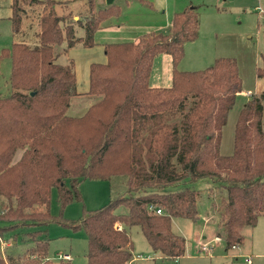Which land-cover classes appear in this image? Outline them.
<instances>
[{
	"label": "trees",
	"instance_id": "trees-1",
	"mask_svg": "<svg viewBox=\"0 0 264 264\" xmlns=\"http://www.w3.org/2000/svg\"><path fill=\"white\" fill-rule=\"evenodd\" d=\"M24 1L12 3L14 32L27 14ZM134 1L154 7L151 0H125L74 22L56 12V0H31L43 5L40 44L14 41L3 49L12 62V92L0 96V264H71L49 259L53 222L86 232L87 264L129 263L133 227L163 257L184 256L186 238L173 231L172 220L200 218V180L210 184L227 249L241 243L242 229L264 215V89L243 105L233 151L222 153L223 130L243 79L232 57H218L204 69L178 68L185 44L198 37L197 6L174 13L166 30L105 43L107 60L89 66L86 113H68L73 97L82 93L73 60L57 62L55 45L65 42V51L95 46L96 32ZM162 53L172 57V84L151 86L154 61ZM257 75L264 77V66ZM119 175L127 176L128 190L104 206L86 210L79 220L52 214L54 189L64 208L82 199L83 180ZM217 187L225 191L218 199ZM149 203L163 212L149 211ZM7 243H22L25 250L5 255L1 248Z\"/></svg>",
	"mask_w": 264,
	"mask_h": 264
},
{
	"label": "rangeland",
	"instance_id": "rangeland-1",
	"mask_svg": "<svg viewBox=\"0 0 264 264\" xmlns=\"http://www.w3.org/2000/svg\"><path fill=\"white\" fill-rule=\"evenodd\" d=\"M25 0L22 5L27 10L23 15V25L20 31L12 30L13 0H0V96H8L10 86L11 58L2 56L4 48H10L14 41L25 42L31 47L40 44V15L43 5L30 3ZM56 12L68 15L69 20H84L96 13L99 8L107 6V0H56ZM125 0H114L113 3L124 4ZM152 1V0H151ZM192 6H197L199 14V33L195 40L188 41L184 47V57L180 61V70L192 71L204 69L212 65L218 57L236 58L243 79L241 92L237 95L236 103L231 110L226 126L223 130L221 151L230 154L234 146V128L237 117L243 105L251 94H258L264 89V77L257 75V69L264 66V0H198ZM135 3V1H134ZM146 6V5H145ZM134 7L143 8L140 4ZM259 8V9H257ZM116 18V17H113ZM139 23H132L122 27L116 37L98 33L96 45L84 47L77 45L67 49L66 43L55 45L57 62L67 64L73 60L77 75V89L79 96L73 97L72 107L79 110L86 107L90 99L85 92L89 89V66L92 62L107 60L104 45L110 41H131L146 29ZM78 36L84 35V29L77 26ZM162 56L171 58L168 53H162L155 58L152 70L151 86H170L172 66L166 65ZM170 81L166 84V78ZM164 80V81H163ZM88 107V106H87ZM75 108V109H77ZM86 113V112H85ZM84 113V114H85ZM20 153V152H19ZM127 176L119 175L111 179H85L80 184L82 199L74 201L62 208L54 189L51 199V212L62 216L66 220H79L86 210H95L104 206L111 198H115L128 190ZM210 184L200 180L195 187L202 190L199 201L200 218L196 221L174 217L172 229L175 233L186 238V251L179 258L163 257L160 251L154 250L139 227L132 228L134 239L133 264H248L245 257L252 258V264H264V215L258 218L255 226H245L241 233L243 241L236 247L226 248L223 232L218 225V212L213 210L212 199L209 196ZM173 189L172 187L169 188ZM225 194L217 187L215 198ZM118 211H127L120 207ZM50 236L49 259L54 263L59 260H71V264H87V234L83 229L73 230L60 223L53 222L48 226ZM8 244V243H7ZM212 247L210 251H203L202 247ZM1 250L5 255L25 250V245L19 243L13 247L3 245ZM203 254H202V252ZM67 254L70 257H66ZM140 255H144L142 258ZM133 260V261H132ZM130 262L128 264H130Z\"/></svg>",
	"mask_w": 264,
	"mask_h": 264
},
{
	"label": "crops",
	"instance_id": "crops-1",
	"mask_svg": "<svg viewBox=\"0 0 264 264\" xmlns=\"http://www.w3.org/2000/svg\"><path fill=\"white\" fill-rule=\"evenodd\" d=\"M152 1L154 3L153 8L145 6L143 3H141L143 8L134 7L135 4H140L139 1H135V3L132 2L131 4L126 6L120 16L112 19L111 26L104 27L102 29H99L96 32L95 40L98 36V33H105L106 36H112V38H114L116 37V35H118V33H120V31L122 30L121 29L122 27L129 26L132 23L134 24L139 23L138 25L144 26V22H145L146 29L144 30L146 31H144L143 33L149 32L152 30H166L168 29V27L170 26L172 22L174 13L185 9L188 5L192 4L193 2H199L198 0H152ZM137 37H135V39ZM110 42H120V41H110ZM162 58L164 62H166V65L168 66L171 65L173 68L172 57L165 58V56H162ZM151 78L152 76L150 77V81H151ZM169 81H170V77L166 78V81L164 82L167 84ZM171 83H172V73H171ZM72 103L73 101H71V105ZM71 105L68 109V113L74 116H82L87 111L90 104L87 103L86 107L82 108V110H79V108L77 107L71 108ZM19 155L20 153H18L17 156ZM140 256L142 258L145 257L144 255H140ZM133 260H134V257H133ZM133 262L132 263L130 262V264H133ZM248 264H252V263H248Z\"/></svg>",
	"mask_w": 264,
	"mask_h": 264
},
{
	"label": "built area",
	"instance_id": "built-area-1",
	"mask_svg": "<svg viewBox=\"0 0 264 264\" xmlns=\"http://www.w3.org/2000/svg\"><path fill=\"white\" fill-rule=\"evenodd\" d=\"M257 9H259V8H257ZM260 14H264V9L262 8H260ZM148 209H149V211H153V212H155V213H162L163 211H162V209L160 208V207H158L156 204H154V203H149L148 204ZM234 247H236V246H234ZM212 249V247H207V246H203L202 247V250L203 251H210ZM203 253V252H202ZM66 257H70V255L69 254H67V256ZM245 261L246 262H248V263H252V258L251 257H249V256H247V257H245Z\"/></svg>",
	"mask_w": 264,
	"mask_h": 264
},
{
	"label": "water",
	"instance_id": "water-1",
	"mask_svg": "<svg viewBox=\"0 0 264 264\" xmlns=\"http://www.w3.org/2000/svg\"><path fill=\"white\" fill-rule=\"evenodd\" d=\"M114 2V0H107V4L110 5Z\"/></svg>",
	"mask_w": 264,
	"mask_h": 264
}]
</instances>
